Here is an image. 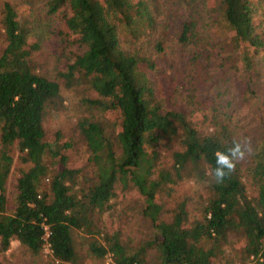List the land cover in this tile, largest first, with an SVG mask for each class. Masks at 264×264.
Instances as JSON below:
<instances>
[{"label":"trees","instance_id":"16d2710c","mask_svg":"<svg viewBox=\"0 0 264 264\" xmlns=\"http://www.w3.org/2000/svg\"><path fill=\"white\" fill-rule=\"evenodd\" d=\"M31 12L57 29L51 72ZM256 58L264 0H3L0 255L16 242L51 264H264V117L255 139L237 120L260 107ZM78 91L69 136L49 140Z\"/></svg>","mask_w":264,"mask_h":264},{"label":"rangeland","instance_id":"374dc122","mask_svg":"<svg viewBox=\"0 0 264 264\" xmlns=\"http://www.w3.org/2000/svg\"><path fill=\"white\" fill-rule=\"evenodd\" d=\"M15 1V0H11ZM3 2V0H0V4ZM30 20L33 21L36 24V27H34V37H36L37 40H39L41 49L35 54L38 56V60L42 63V65L47 69L48 71H52V69L55 67V65L58 63V60H63V57L60 53V51L56 48V43L58 41V35H57V29H55L54 23H52L48 18H46L44 15H39L37 13L31 12L29 16ZM52 25V26H51ZM256 61L258 62L259 66L257 67V71L255 73H258L257 81L262 82L263 90L262 93V99L260 104H258L257 108H251V107H245L242 109V111L239 113V116L237 117V120L240 122V124L244 127V133L246 134V138L248 139H255L259 137L262 134L261 131V117H264V67L263 62L256 58ZM216 65L215 63H213ZM213 65V66H214ZM218 66V65H217ZM211 69L213 67H210ZM218 69L220 70V67L218 66ZM201 70L197 69L196 72H199ZM260 76V77H259ZM237 79L234 78L233 82L230 86V90H233L234 88H238L237 86ZM222 84V83H221ZM203 93L206 91V87L201 88ZM236 93V92H235ZM237 94V93H236ZM238 95V94H237ZM83 96H90V92L86 91H78L76 95L67 96V102H65V107L58 112V114H52L49 115L50 117L47 119L46 127H47V136L49 140L53 139V136L55 134V131H60V135L63 138H67L69 136L71 126L75 122L76 116L78 114L77 111V105L78 100L81 99ZM215 97V94H211L208 96V99H212ZM245 125V126H244ZM74 158H76V153H72ZM76 161V159H74ZM15 163L14 165H17V159L15 157ZM16 173L17 170L12 169V173L8 179V182L6 184V190L9 191L13 184H15L16 181ZM181 188L184 190H189V185H183ZM131 208L126 209L124 206H119L118 211H124L126 212L129 217L131 215L135 214L130 210ZM137 232H140V228H135ZM226 257H228V254H225ZM105 264H108L110 260L108 258H105ZM51 258H50V250L48 247H46L43 251V254L38 258H32L29 253L25 250V248L21 247L16 242H11L10 248L7 252L0 255V264H51ZM223 264H226L223 262Z\"/></svg>","mask_w":264,"mask_h":264},{"label":"clouds","instance_id":"9594fccd","mask_svg":"<svg viewBox=\"0 0 264 264\" xmlns=\"http://www.w3.org/2000/svg\"><path fill=\"white\" fill-rule=\"evenodd\" d=\"M244 152L241 150L239 143L234 144L228 154H219L216 161L217 167L213 171V178L217 183L223 182L231 171L235 168L233 161L243 159Z\"/></svg>","mask_w":264,"mask_h":264}]
</instances>
